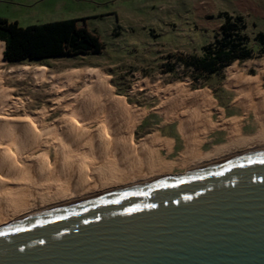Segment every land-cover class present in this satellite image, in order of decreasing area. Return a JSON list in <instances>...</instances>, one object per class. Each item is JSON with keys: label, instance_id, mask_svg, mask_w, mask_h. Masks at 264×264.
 <instances>
[{"label": "bare ground", "instance_id": "bare-ground-1", "mask_svg": "<svg viewBox=\"0 0 264 264\" xmlns=\"http://www.w3.org/2000/svg\"><path fill=\"white\" fill-rule=\"evenodd\" d=\"M4 51L5 44L0 43V227L74 202L168 179L164 172L169 165L157 164L156 150L167 148L170 142H157L152 136L134 144L133 133L143 112L115 97L97 71L70 74L66 83L57 82L60 85L55 83L59 79L48 77L51 91L62 97L53 101L48 110L17 116L24 106L4 90L5 79L32 75L40 84L47 73L45 68L27 67L3 71ZM80 83L83 89L78 95L66 96ZM262 86L261 74L251 77L245 72L232 73L227 87L238 95L234 105L241 110V118L222 126L227 132V145L196 161H191L196 136L216 129L208 112L213 106L212 98L205 92L192 94L185 88L156 90L154 93L163 94L169 109H182L174 117H170L168 108L164 110L165 123H179L184 140L181 167L195 173L264 153ZM57 112L62 113L61 117L52 119ZM251 114L257 132L242 139L236 126ZM25 201L30 205L26 206Z\"/></svg>", "mask_w": 264, "mask_h": 264}, {"label": "rangeland", "instance_id": "rangeland-1", "mask_svg": "<svg viewBox=\"0 0 264 264\" xmlns=\"http://www.w3.org/2000/svg\"><path fill=\"white\" fill-rule=\"evenodd\" d=\"M62 6L64 14L60 17L56 14L57 5L47 2L40 10L21 9L13 18L29 15L31 18L26 21L19 19V25L25 28L58 20L56 18L86 17L88 30L98 34L105 50L97 55L51 59L37 63L6 62L3 71L27 67L45 68L47 73L46 79L40 84L35 82L32 75H13L5 79L4 90L10 93L14 101L19 100L24 106L17 116H33L41 110H48L53 101L62 97L56 94V91H51L50 78L59 79L55 83L62 80L63 84L70 74L97 71L107 81L115 97L124 99L135 111L143 112L144 116L133 133V143L137 144L152 136L157 142L172 137L174 151L179 153L184 149L179 123H165L164 110L168 108L166 100L163 101V94L154 92L175 88H185L192 94L205 92L212 98L213 106L208 112L211 125L216 129L207 135L196 136L197 144L192 155L197 156L191 160L196 161L204 157L201 155L203 151L212 149L216 144V137L223 142L227 141V132L221 129L223 125L230 126L236 117L241 118V110L234 105L238 95L227 87L232 73L245 72L251 77L261 74L264 89V52H261L256 42V36L259 33L264 34V0H68ZM12 9L11 5L0 4V15L13 14ZM225 14L242 17L244 35L248 38L253 57L225 66L213 76L198 75L192 68L184 65V60L192 55L202 56V47L214 41L224 22ZM59 83L57 84L60 85ZM82 89L83 85L80 83L73 91L66 93V96L70 95L71 98L75 94L78 95ZM171 108H168L171 111L170 117H174L175 112L182 111L174 106ZM61 114L57 112L52 119L61 117ZM236 128L238 137L242 139L255 135L257 124L254 116L251 114L241 119ZM159 148L156 150V159L169 165H166L164 172L166 178L191 173L181 167V159L175 164L166 162L172 160L174 155L167 157L162 147ZM168 148H171V145L164 150ZM47 154L49 156V152ZM159 162L157 164L160 165ZM160 166L162 167V164ZM24 203L26 206L30 205L28 201Z\"/></svg>", "mask_w": 264, "mask_h": 264}, {"label": "water", "instance_id": "water-1", "mask_svg": "<svg viewBox=\"0 0 264 264\" xmlns=\"http://www.w3.org/2000/svg\"><path fill=\"white\" fill-rule=\"evenodd\" d=\"M0 264H264V153L2 226Z\"/></svg>", "mask_w": 264, "mask_h": 264}, {"label": "trees", "instance_id": "trees-1", "mask_svg": "<svg viewBox=\"0 0 264 264\" xmlns=\"http://www.w3.org/2000/svg\"><path fill=\"white\" fill-rule=\"evenodd\" d=\"M223 16L224 22L214 41L202 47V56L192 55L184 60V65L198 75L213 76L225 66L253 57L242 17ZM0 42L5 44L3 60L9 64L97 55L105 50L97 35L78 27V20L23 28L17 22L0 18ZM256 42L263 53V33L256 36Z\"/></svg>", "mask_w": 264, "mask_h": 264}, {"label": "crops", "instance_id": "crops-1", "mask_svg": "<svg viewBox=\"0 0 264 264\" xmlns=\"http://www.w3.org/2000/svg\"><path fill=\"white\" fill-rule=\"evenodd\" d=\"M73 2H77V1H81V0H72ZM47 2H54V4L57 5V11L56 14L58 15L57 17H60L62 14H64L62 12V8H63V4H66L68 2V0H0V4H7V5H11L12 6V10H13V14H9L6 16H2L0 15V18L2 19H6L10 22H17L19 24L20 20H28L29 15L26 16H21L22 18H13L14 15H16V12H19L21 9H26V10H30V9H35V10H40L41 6H43L44 4H46ZM55 15V14H54ZM58 20H52L51 22H46L44 24H48V23H54V22H60V21H68V20H78V27L80 28H87L86 26V20H88V18H75V19H71V18H56ZM81 24L83 26H81ZM43 25V24H40ZM20 26V25H19ZM35 26V25H33ZM29 27V26H28ZM26 28V27H25ZM88 29V28H87ZM89 31V30H88ZM93 34H96L95 32L92 31ZM164 140H167L170 142L171 148H168L165 151V156L167 157H172L174 155V157L172 158V160H167L166 162H170L171 164H175L176 162H178L179 159H181L182 162V153L183 151H180L179 153L174 151V140L172 137H166L163 138ZM216 144L212 146V149L208 150V151H203L202 152V156H206V154L208 155V153L210 154L212 151H214L215 149L221 148L223 146H225V144H228V139H226V142H223V140H221L220 138H215ZM163 141V140H162ZM207 144V143H205ZM184 150V149H183ZM195 156H197L196 154L192 155L191 160L195 158ZM159 162V161H158ZM160 164H165L167 165L168 163H165L164 161L161 160V162H159ZM181 165V164H180Z\"/></svg>", "mask_w": 264, "mask_h": 264}]
</instances>
